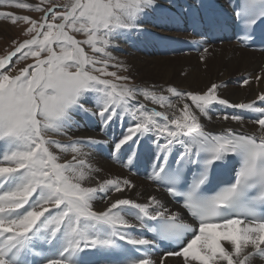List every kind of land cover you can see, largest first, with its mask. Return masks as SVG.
<instances>
[{
  "label": "snow or ice",
  "instance_id": "6c2138e0",
  "mask_svg": "<svg viewBox=\"0 0 264 264\" xmlns=\"http://www.w3.org/2000/svg\"><path fill=\"white\" fill-rule=\"evenodd\" d=\"M0 5L41 13L0 11L23 23L25 37L0 56V264H264V91L233 104L222 96L224 81L188 90L119 75L127 68L110 51L113 41L142 31L150 14L174 19L158 0ZM201 7L185 9L194 30ZM214 14L251 40L264 25V0H234L230 12ZM203 53L206 64L208 48ZM218 105L255 114L257 129L206 130L202 118L211 120ZM77 116L109 137L111 157L125 167L146 150L156 193L128 198L132 180L94 177L101 169L84 148L108 141L71 136L82 127ZM222 119L245 123L239 114ZM230 162L228 178L217 177Z\"/></svg>",
  "mask_w": 264,
  "mask_h": 264
},
{
  "label": "bare ground",
  "instance_id": "6f19581e",
  "mask_svg": "<svg viewBox=\"0 0 264 264\" xmlns=\"http://www.w3.org/2000/svg\"><path fill=\"white\" fill-rule=\"evenodd\" d=\"M158 2L163 6L164 10L168 11L170 16L174 17V19H170L165 22L161 20L159 14H150L144 17L143 24H141L140 27L142 28V31L144 32L145 36L142 40L143 33L141 31L137 32V34L139 33L138 36H141L138 44L139 47L137 46L138 50L136 49L137 51L135 52L130 47H128V49H131V52L134 53L131 56L120 57L121 60H123L124 64L129 65V67H131L132 69V72L139 76L138 84H163L165 86H167L168 84H173L188 90H195L205 89L206 86L210 85V82L215 81V78H212V81L210 76L204 75L202 73H187L183 81L189 83V85H191L192 87L194 86V88L196 85L197 86L195 89L189 85L182 87L183 84H180V86L178 84H175L176 82L174 83V81H171V78H173V72H177L176 66L172 63V58L160 56L146 57L145 55L140 53L141 50H147L148 52H152L149 47L153 44H155L157 52L160 49L162 50L164 48L168 51L171 49L179 48L181 44H183L187 36L193 35L191 34L192 30L187 28V23L189 21H193V17L191 15L185 14V9H187L189 6H192L193 11H195L196 6L202 3L204 7H201L199 9V16L197 17V21H199V26L197 29H195L199 37L192 36L193 39H191V41L193 40L192 43L195 44V48L198 49V51H200L199 46H205V48H208L209 53L206 56V64H208L209 66H213V68H219L223 65L227 66L226 71L222 75H218V77L216 78L217 80L218 78L220 79L219 81H217V83H219L220 81H224L227 84V87L222 91L223 98L228 99L230 103L233 104L247 103L254 100L256 96H258L262 91H264V52H257L245 49L235 42H225L224 44L221 43L222 45L220 47H216L217 45L212 46V44L210 45L209 42L205 41V37L201 36L202 31H205V22H211L209 16H214V13L223 11L230 12L234 0H158ZM214 8L216 10H214ZM156 17L158 18L156 19ZM145 23L150 24L147 25ZM164 23H166L167 26H161ZM181 30L186 31L187 33L189 32L190 34H186V36L185 33H178V31L180 32ZM136 36V33L132 32L127 36H121L120 38L116 39V41L119 45L125 44L124 42L132 43L139 39ZM199 53V55H196L201 56L202 54H204L203 50ZM186 55H189L188 57L190 58H196V55L190 53L189 51ZM179 57H182L180 58L181 60L185 58V55ZM183 61L187 62V64L193 63L191 59H185L182 60V62ZM194 62L196 64H205V62L201 61L202 63H200L197 60ZM170 70H173V72ZM244 76L250 77L251 79L248 85H244L242 88H240V86H238V84L236 85L234 81L235 79L236 81H238L237 78H241L242 80ZM257 77H260V79L258 80ZM229 78H233L234 81H229ZM144 103L148 104L149 107H153V105H151L147 101H144ZM220 110L224 113L220 114ZM224 114H228L230 116L236 114L244 115L245 123L243 125V128H241V126L235 121L223 120L222 117ZM210 115L212 117L211 120H207V118H202L201 121L205 124L206 130L220 132L222 129L232 127L237 130L252 132L257 129V126L251 123L252 116H254L255 114L248 113L244 110L225 108L222 105H218L213 110V112L210 113ZM76 119L80 121L82 127L77 130H74L72 132L73 135L79 134L83 137H93L97 140L108 141V143L106 144H99L96 146L84 148L85 152L90 153V163L95 168L101 169L98 174H93L94 177L98 175L99 179H104L119 176L121 178H128L132 180L136 187L131 191L122 194L123 196L128 198L142 200L149 193H156V185L149 181L147 177L143 178V176H139L141 171L147 168H151L152 160L149 159V154L146 152V150H144V152L147 154V159L145 160V166L147 167L142 165L141 161L143 160V158L141 157L139 163L135 168L125 167L121 161H117L111 157V150H108V148H111V140L107 135L101 132L100 128L97 127L93 121L87 120L81 116H77ZM126 126L127 125L125 124V127ZM113 128L117 132L121 131L119 124L113 125ZM103 148L105 149L103 150ZM71 155L72 153L62 154L61 162L66 159H71ZM135 171H137L138 173L135 174ZM85 183L86 186H94V184L96 183V179L94 178L92 180L86 181ZM137 193H140L139 197L137 196ZM113 197L115 198V194H113ZM94 207H96L97 209L102 208L103 202H95ZM161 256H163V251L157 252L153 258L160 259ZM165 264H181V261L177 260L176 258H167Z\"/></svg>",
  "mask_w": 264,
  "mask_h": 264
},
{
  "label": "rangeland",
  "instance_id": "374dc122",
  "mask_svg": "<svg viewBox=\"0 0 264 264\" xmlns=\"http://www.w3.org/2000/svg\"><path fill=\"white\" fill-rule=\"evenodd\" d=\"M26 2L35 4V3H39V0H26ZM61 2H63V0H61ZM0 11L14 12V13L19 14V15H29V16H31L33 18H38L41 15V13H38V12H34V11H31V10H28V9H17L15 7L8 6V5H0ZM157 18L158 17H156V19ZM145 24L148 25L150 23H145ZM23 27H24V25H23L22 22H17L16 25H13L11 23L10 19H6V18H3V17H0V56L5 55L7 53V51H10L11 50V48H12V41L13 40H22V39L25 38L22 35V28ZM141 32L143 33V37H142V40H143L145 34H144L143 31H141ZM176 32H177V30H176ZM135 33L137 35L136 37L139 38L135 42H132V43H130V42H124L125 44L121 43L123 45H119L116 40L113 41L115 47L113 49H110V51H112L113 56H115L117 58V60L118 61H121L123 64H124V62H123V60H121L120 57H123V56H131L134 53V52L133 53L131 52V49L133 51H135V52L138 50V47H139L138 44H139V40H140V37L141 36L140 35L138 36L139 33L138 34H137V32H135ZM178 33H185V35L186 34H190L189 32L187 33L186 31H182V30L180 32L178 31ZM192 36L193 37H199L197 35L195 36V34L189 35V36H187V38H185V40H184L185 43L183 42V44H190V43H192V41H193V40L191 41V39H193ZM78 38H80V37L78 36ZM211 44H212V46L213 45H215V46L217 45L216 47H220L222 45L221 43H214V44L213 43H210V45ZM193 46L196 47L195 44H193ZM128 47H130L131 49L129 50ZM204 48H205V46H202V47L199 46V50L200 51H198V49H196V48H194L193 50L192 49L190 50V49L187 48V50L190 53H193L195 55L196 54L199 55L200 54L199 52H202V50H204ZM149 49H151L152 52H148L147 50H141L140 53H142L146 57L147 56L148 57H154V56L158 57V56H160V57H170V58H172V63H173V65L176 66L177 72L174 73L173 70H170V71L173 72V78H171V81H174V83L176 82L175 84H178V85H180V84L182 85L183 84L182 87L189 85V83H186V82L183 81V79H185V76H186L187 73H191V74L194 73V72L202 73L204 75L210 76L211 79L212 78L213 79L215 78V81H213V79H212V81L213 82H217V81L220 80L219 78H218V80L216 79L218 77V75L219 76L222 75L226 71V69H227V66L226 65H223L222 67H219V68H213V66H209L208 64H196L194 62L196 60L198 62L202 63L201 60H200V56H197L196 55L195 56L196 58H194V57L193 58H190V57H188L189 55H186L188 53V51L187 52L186 51H183V52H174V51H170L169 50L170 52L163 53L164 52L163 49L162 50L160 49L157 52L156 51L155 44L151 45L149 47ZM182 55H185V58H183V59L180 60V58H182V57H179V56H182ZM185 59H191L193 63H191V64L188 63L187 64V62H184V61L182 62V60H185ZM165 60H168V59H165ZM28 62H31V61H28ZM23 63L24 62H21L18 66H23ZM124 66L127 68V71L126 72L125 71H119L118 74L119 75H130L132 77V81L134 83H137L138 84V82H139V80H138L139 79V76L132 72V69H131V67H129V65L124 64ZM110 70H113L114 71L116 69H110ZM243 79H248L250 81L251 78L250 77H247V76H244L242 78V80ZM237 80L238 81H236V79H235V81H234L233 78H229V81H234L236 83V85L238 84V86H240V88H242L244 85L242 84L241 78H237ZM189 86H191V85H189ZM196 86H195V88H196ZM192 88H194V86ZM195 90H198V89H195ZM261 106H264V105H261ZM222 113H224V112L220 110V114H222ZM252 119H254V116H252ZM70 135L73 136V137H83L82 135H79V134L73 135L72 133H70ZM56 138L57 139H62V140L65 139V138H61V137L60 138L59 137H56ZM103 147H105V146H103ZM104 149L105 148H103V150Z\"/></svg>",
  "mask_w": 264,
  "mask_h": 264
}]
</instances>
